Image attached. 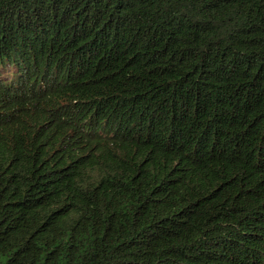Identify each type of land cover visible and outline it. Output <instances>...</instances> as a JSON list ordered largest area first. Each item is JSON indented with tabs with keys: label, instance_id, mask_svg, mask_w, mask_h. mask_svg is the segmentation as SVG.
<instances>
[{
	"label": "trees",
	"instance_id": "1",
	"mask_svg": "<svg viewBox=\"0 0 264 264\" xmlns=\"http://www.w3.org/2000/svg\"><path fill=\"white\" fill-rule=\"evenodd\" d=\"M0 264H264V0H0Z\"/></svg>",
	"mask_w": 264,
	"mask_h": 264
}]
</instances>
